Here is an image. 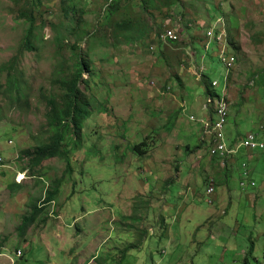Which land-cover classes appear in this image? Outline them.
<instances>
[{
	"label": "rangeland",
	"instance_id": "obj_1",
	"mask_svg": "<svg viewBox=\"0 0 264 264\" xmlns=\"http://www.w3.org/2000/svg\"><path fill=\"white\" fill-rule=\"evenodd\" d=\"M111 2L0 0V254L17 264H22L14 256L19 248L25 252L23 264H123L131 254L124 264H143L133 258L142 244L154 253L145 264H167L158 257L165 241L155 240L165 232L163 218L172 203L179 234L189 220L187 208L197 204L207 210L202 234L194 233V239L209 238L211 253H219L215 259L222 258L225 247L219 246L228 240L240 248L232 246L228 262L234 255L241 262L246 252V264H264V163L252 176L257 186L246 189L241 187L242 163L236 167L230 184H221V192L230 190L208 211L212 207L202 199L208 200L210 185L213 196L218 192L221 197L219 180L228 167L223 170L210 153L213 139L202 131L203 108L189 104V91L201 80L194 81L193 70L181 67L189 64L182 61L181 51L189 45L193 68L207 66L209 79L221 83L215 92L222 96L227 71L218 54L232 46L227 52L237 63L229 75L228 131L237 134L235 122L241 136L261 120L264 126V0H177L171 7L172 0H119L106 19ZM167 11L171 19L164 16ZM29 16L34 23L31 51L23 48ZM216 19L225 46L211 42L203 59L206 41L200 39ZM170 21L180 45L158 42V25ZM80 59L90 63L91 75L83 72L78 87L91 113L78 144L72 143L71 170L65 172L66 164L58 158L32 168L23 151L48 142L52 134L40 95L60 104L63 91L54 81L70 78ZM143 142L145 153L136 156L132 146ZM62 176L56 200L25 233L19 230L32 206H41L52 182ZM55 224L52 235L48 225ZM30 227L32 237L46 233L53 239L56 250L39 241L24 246ZM212 229L216 239L210 238ZM59 242L63 254L57 250Z\"/></svg>",
	"mask_w": 264,
	"mask_h": 264
},
{
	"label": "crops",
	"instance_id": "obj_2",
	"mask_svg": "<svg viewBox=\"0 0 264 264\" xmlns=\"http://www.w3.org/2000/svg\"><path fill=\"white\" fill-rule=\"evenodd\" d=\"M182 50H184L185 53H187L188 55L193 52L189 45L187 47L183 48ZM195 56H196V54H195ZM207 56H208L207 54H204L201 57L203 59H206ZM186 61L189 64H191V66L193 67L192 62H190L188 59ZM196 65L198 67H202L203 66V64H201V63L200 64H196ZM197 66H196V68H197ZM205 69L207 70V66L205 67ZM206 73H207V71H206ZM192 74L195 77L194 73H192ZM227 76H228V74H226V79H227ZM193 80L197 81L196 77ZM225 82L228 84V89H229V93H230L231 92V88L229 86V79H227ZM195 86H197V87H194V88L195 89L197 88L196 90H198V94L193 92L194 88H192V90L190 89L189 92L191 93V91H192V94H191V97L189 95V98H190V103L189 104H192V103H195V105L199 104V106L192 105L193 108L194 107H198L199 110L200 109L202 110V108H203L204 113L202 111L203 115L201 116V119H204V118H210V119L211 118H216V115L213 116L212 112H207L205 110L204 105L206 104L207 96L205 95L204 87L203 86H199L198 84L195 85ZM203 98H204L205 101H204L203 105H200V102H202L201 100ZM191 116H194V115H191ZM231 123H232V119H231V116H230V121H229L228 125H231ZM233 125L237 129V134H234V133L231 134L230 131H228L229 127H227V126H226L227 127V132H226V128H225V132L227 133V134H225L226 141L229 144V146L232 147V148L235 147L237 144H239L251 132L258 133L261 136V138L264 139V131L261 129L262 127L264 129V126L262 124V120L260 121V125L257 128H254L250 132L248 131V133L245 136H241L238 133L239 123L235 122ZM202 131L205 133L204 126H203V130ZM217 161L221 162L223 170L226 167H228V169H226V170H228L227 174L225 172L226 176L225 177H221L220 180H219L221 197L218 198V196H217V195H219L218 192L216 193V196L215 195L213 196V201L219 202V200L224 199V196L226 195L227 191L230 190V187H229L228 189H225V191L222 189V192H221V188H222L221 184L222 183L230 184V179L233 176L232 172L235 170L236 167L240 166V164L242 162H247L249 164V168H250V171H251V179L254 182H256V180L252 176H255L256 172L258 170H261V168L263 166V163H264V154L262 152H260V151L251 152V151H247L245 149H242L239 152V154H237L235 156V158L228 157L226 159H217ZM202 200L203 201H207V199H202ZM166 202L168 204H170L168 200ZM171 205H172V203H171ZM171 205H170V207L168 206V208H166L167 212H165L164 218H163L165 220V223H164V225L162 227L163 228L165 227V232H164V234H162L158 238V240L157 239L155 240L156 243L165 241V246H166V248L163 249L162 251L160 249L161 255L158 256V257H160L161 259H160L159 263H166L165 261H167V264H184V260H186V259H191L190 260V264H219L217 262H222L223 264H227V263H229V264H237V263L240 262L241 257L236 256V255L233 256L232 261H229V262L227 261V253H228V251H231V252L235 251V249H233L232 246H235V247L239 248L237 245H235L236 242H234V241L226 240V241H223V246H219V247H225L224 250L222 251L223 252L222 258H220V259H215L214 258V256H216L219 253H217L216 255H213L211 253L210 245H209V238H208L207 242H202L201 240L195 241L194 237L197 234L195 235L194 233L202 234V231L200 229L202 228L203 225H205V222H206L205 221V219H206L205 213L207 212V210L203 209L201 206H198L197 204H194V206L187 208V210L189 211V215H188V219L189 220H187V225H185L183 223L181 224L182 230H181V232L179 234L178 233L179 225H178V223H175V222L173 223V220H172V216L174 214V211L171 210L172 209ZM210 206L212 208L208 209V211H213V206L212 205H210ZM174 209H175V211H177L176 207ZM199 216H202V217L199 218ZM192 220H196V221L195 222H191ZM176 226H178V230L177 231H175V227ZM32 227H34V226H32ZM48 227L50 228V230L53 228V232H52V235H53V233L56 232V224L54 225V227H50L49 225H48ZM31 233H32V230H31V227H30L28 229V231H27V235L25 236L26 240L24 242V246H26V247L30 246L31 245V241H35V242L39 241L38 244H40V243L43 244L45 248L51 249V250H56V245H54L53 239L51 241V239H49V236L46 233H42L41 235H38L37 237H32ZM49 234H50V232H49ZM234 234H235V239H236V237H237L236 233L234 232ZM210 238L216 239L213 229L210 231ZM72 241H75V238L72 239ZM69 243H71V242H69ZM61 245L62 244L59 242L57 250L60 251L61 254H63L64 250L61 247ZM148 247H152V245L148 244ZM137 249L138 250L136 251V254L133 256V258L135 257L136 261H143L144 263H146V262H149L148 260L153 259L154 253L152 254V249L151 248H150V252H149V251H147V248L143 249L142 248V244H140V246H138ZM20 250L23 252V254H25V252L22 249H20ZM130 255L131 254H128L123 259V262L128 260V257ZM245 256H246V252L244 253L243 259H244ZM23 257H24V255H23ZM202 257H206V259L202 260ZM243 259L241 260V263H243ZM24 260H25V257L20 263H24ZM211 260H213V261L211 262ZM84 262H85V264L87 263L86 261H84ZM253 262H255V261H253ZM0 263L1 264H7V262H2V261H0ZM136 263H138V262H136ZM255 263L259 264V262L258 263L255 262ZM48 264H54V263H48ZM59 264H71V263L64 262V263H59ZM152 264H154V261H153ZM249 264H251V263H249Z\"/></svg>",
	"mask_w": 264,
	"mask_h": 264
},
{
	"label": "trees",
	"instance_id": "obj_3",
	"mask_svg": "<svg viewBox=\"0 0 264 264\" xmlns=\"http://www.w3.org/2000/svg\"><path fill=\"white\" fill-rule=\"evenodd\" d=\"M118 2L119 0H112V2L109 5L110 9L107 11V14L105 16L106 19L109 18V15L113 14L114 12L113 8H115V5ZM175 4H177V0H172L169 7ZM65 12L66 15L68 16V10H66ZM164 16L165 17L168 16L170 17V19L172 18V14L169 13L168 11L164 13ZM168 17L166 19H168ZM27 21L30 22V24L25 34L23 48L27 51H31L33 50L32 38L34 37V23L32 17L30 16L27 18ZM171 22L172 21L168 22L163 26L158 25V34L156 35L161 34L165 27L174 28V24H170ZM200 40L203 42L204 41L207 42V37L203 36L201 37ZM214 43L217 44L216 41H214ZM168 44L174 46L180 45L179 42H169ZM229 47L232 48V46L229 45L228 49ZM181 51L183 52L182 61H186L189 55L185 53L184 50L181 49ZM202 52L203 55L207 54L209 56V50L204 49L202 50ZM183 64H181L182 68L185 67L188 69V71L193 69L190 66V64L188 65L185 64L186 66ZM83 72H86L91 75L90 63L87 60L80 59L77 61L75 71L70 78L59 79L54 81V83L57 84L60 87V89H62L63 91L60 104L57 103L56 99L52 97H48L44 93H41L40 95L41 99L44 100V102L48 107L47 119H48V125L52 129V134L49 137L48 142L36 146L31 151L29 150L23 151V155L25 157H28L30 160L31 163L30 167L38 168L41 166V164L44 161L58 158L65 162L66 164L65 172L71 170V160L69 157V152L73 149L72 143L75 145L78 144V141L82 137L83 121L91 113L90 110L88 109L89 102L86 100V95L78 87V83L82 80ZM200 86L204 87L205 95L207 97L215 95V92L212 89L211 79H209L207 73L203 74L200 81ZM67 139L71 141V143L69 142L67 143L66 142ZM212 139L214 143V138ZM144 145H145L144 142L141 144L133 145L131 150L136 156L142 157L145 153V150L142 149ZM214 158L215 160L221 159V157L219 156H216ZM62 181H63V176L52 182V187L49 191H47L46 197L43 200V204H42L43 206H39L37 204L33 205L32 211L28 216L24 217L22 224L19 226V230H24L22 232L25 233L26 232L25 230H27V228L35 222L37 216L42 214L43 210L46 208V205L49 202L56 200L59 194V188ZM14 186L17 191L21 190L20 185L14 184ZM10 188H12V186ZM251 250L252 251L254 250V245L251 247ZM248 257L249 255H246L244 257L243 264H246Z\"/></svg>",
	"mask_w": 264,
	"mask_h": 264
},
{
	"label": "built area",
	"instance_id": "obj_4",
	"mask_svg": "<svg viewBox=\"0 0 264 264\" xmlns=\"http://www.w3.org/2000/svg\"><path fill=\"white\" fill-rule=\"evenodd\" d=\"M220 19H216L213 21L209 28L205 29V36L207 37L206 49L209 50L211 42L214 43L216 41L218 45L221 43L224 44V35L220 30ZM158 41L162 44H168L169 42H180V35L178 30L174 27L164 28L162 33L157 35ZM227 46V45H226ZM226 46L221 52L218 54V59L225 66L227 71V79H229V75L231 71L234 69V65L237 63V57L235 55L229 54L227 52ZM153 49L152 47H150ZM192 67V66H191ZM193 68V67H192ZM193 73L197 80H201L204 73H206V69L204 67H198V69L193 68ZM226 79V80H227ZM212 89L215 92V89L221 85L218 80H212ZM222 96H219L217 92H215L214 96H208L206 100V104L204 105L205 110L208 112H212L213 116L216 115V118H204L201 119V123L205 128V133L210 137L214 138V143L211 145L210 153L213 157L219 156L221 159H226L228 157H233L242 149L247 151H260L264 154V139L258 133L251 132L249 133L239 144L235 147H230L226 141L225 136V128L230 121V97H229V89L228 84L225 83V86L222 88ZM213 105V110L210 109V105ZM191 120H196L195 116L190 117ZM2 163V159L0 158V165ZM243 169V177L244 180L241 182V186L243 189L247 187H255L256 183L251 180V173L249 169V164L247 162H242ZM214 190L212 187L209 188L208 194H213ZM21 252L17 253V257H21ZM13 264V261H12Z\"/></svg>",
	"mask_w": 264,
	"mask_h": 264
},
{
	"label": "clouds",
	"instance_id": "obj_5",
	"mask_svg": "<svg viewBox=\"0 0 264 264\" xmlns=\"http://www.w3.org/2000/svg\"><path fill=\"white\" fill-rule=\"evenodd\" d=\"M206 134V133H205ZM250 169V168H249ZM244 180V177H243V174H242V180H241V182ZM252 180V179H251ZM253 181V180H252ZM256 183V182H255ZM256 185H257V183H256ZM210 187H212L213 188V186H211L210 185ZM209 187V188H210ZM242 187V186H241ZM256 187V186H255ZM209 188H208V190H209ZM208 190H207V195H206V197L208 198V203L211 205V204H213L214 203V201H212V197H213V194H208ZM54 201V200H53ZM52 202V201H51ZM51 202H49L48 204H47V206L51 203ZM41 206H43V205H41ZM1 249H4V248H1ZM18 252H21V257H17V253ZM23 252L20 250V249H18V250H16V251H14V256H15V258L17 259V260H19V262H21L23 259H24V257H23ZM0 259H5V260H7V264H12V261H13V264H17L16 263V261H15V259L14 258H12V257H10L9 255H6V254H0ZM124 263H126V261L125 262H123V264ZM23 264V263H22ZM88 264H91V262H89ZM143 264H145V263H143ZM237 264H243V263H241V262H239V263H237Z\"/></svg>",
	"mask_w": 264,
	"mask_h": 264
},
{
	"label": "bare ground",
	"instance_id": "obj_6",
	"mask_svg": "<svg viewBox=\"0 0 264 264\" xmlns=\"http://www.w3.org/2000/svg\"><path fill=\"white\" fill-rule=\"evenodd\" d=\"M18 179H19V180L23 179V176H22V175H20Z\"/></svg>",
	"mask_w": 264,
	"mask_h": 264
}]
</instances>
